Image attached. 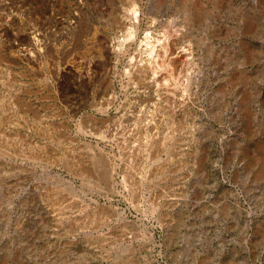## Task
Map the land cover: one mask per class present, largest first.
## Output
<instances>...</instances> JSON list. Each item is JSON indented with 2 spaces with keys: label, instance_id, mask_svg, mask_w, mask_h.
Segmentation results:
<instances>
[{
  "label": "rangeland",
  "instance_id": "rangeland-1",
  "mask_svg": "<svg viewBox=\"0 0 264 264\" xmlns=\"http://www.w3.org/2000/svg\"><path fill=\"white\" fill-rule=\"evenodd\" d=\"M0 264H264V0H0Z\"/></svg>",
  "mask_w": 264,
  "mask_h": 264
},
{
  "label": "bare ground",
  "instance_id": "bare-ground-1",
  "mask_svg": "<svg viewBox=\"0 0 264 264\" xmlns=\"http://www.w3.org/2000/svg\"><path fill=\"white\" fill-rule=\"evenodd\" d=\"M174 42V41H173ZM168 44L167 45H171L172 47H173V45H172V43H170V42H167ZM165 46V45H164ZM170 48V47H169ZM169 51V50H168ZM167 51V52H168ZM177 57V56H176ZM175 57V58H176ZM187 57V56H186ZM182 58H184V54H181L180 56H179V58L178 59H182ZM179 80V79H178ZM179 83V82H178ZM178 87H179V85H178Z\"/></svg>",
  "mask_w": 264,
  "mask_h": 264
}]
</instances>
